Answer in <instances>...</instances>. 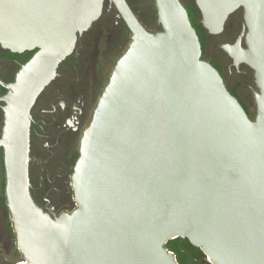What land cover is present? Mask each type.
Returning a JSON list of instances; mask_svg holds the SVG:
<instances>
[{"label":"water","instance_id":"obj_1","mask_svg":"<svg viewBox=\"0 0 264 264\" xmlns=\"http://www.w3.org/2000/svg\"><path fill=\"white\" fill-rule=\"evenodd\" d=\"M109 1L130 41L79 138L69 177L75 207L51 215L31 195V109L104 0H0V47L34 51L0 98L5 207L18 264H178L165 248L176 238L209 264H264V0H195L209 35L243 11L246 47L241 34L223 49L253 72V119L202 58L179 0H154L155 31L125 0ZM216 42L208 40L206 57L221 60ZM242 97L252 102L246 90Z\"/></svg>","mask_w":264,"mask_h":264},{"label":"flooded vegetation","instance_id":"obj_2","mask_svg":"<svg viewBox=\"0 0 264 264\" xmlns=\"http://www.w3.org/2000/svg\"><path fill=\"white\" fill-rule=\"evenodd\" d=\"M125 1L147 31L160 29V26L157 23V13L154 6V0ZM179 1L185 7L186 11L189 8L192 9L194 17L198 21L200 20L201 12L196 7L195 0ZM100 19L111 22L113 26H117L118 23H121L125 31L130 35L129 31L123 24L118 11L109 0H104L101 15L90 26V28ZM150 25L152 27H149ZM245 32L246 27L243 21V11L242 9H238L228 16L223 30L219 34L209 35L205 32V49L202 58L220 70L221 77L226 87H236V93L240 102L244 106L248 117L253 119L255 114L253 92L258 91L254 83L253 72L243 63H240L237 66L234 65L232 58L223 49L225 44L233 45L241 34L242 37L239 46L245 48ZM80 38L81 36L78 37L76 44L79 42ZM214 38L217 40L215 50H219L224 54V57L221 58V60L217 57V54L206 57L207 42ZM125 49L115 56L114 60L111 62V67H109L110 71L115 61ZM75 50L76 45L70 57L65 59L59 65L56 77L40 93L31 109L32 120L30 126L29 152L31 195L34 202L43 211L48 212L51 215L68 212L70 209L68 205H65L64 203L60 205L61 203H59L64 197L62 196L60 189L61 186L57 183V179H63L66 187L67 185L69 186L73 158L78 152L79 138L84 129V124L88 123L92 113V111H90V106L92 104L95 106L103 87V81L110 73L109 71V73L106 74H99V72L95 70L94 79L91 77L87 82V89L82 90L81 86L84 84L83 71L75 69L74 86L69 85L66 87V90H63V87L62 89L61 87H58L59 84H56L58 86H55V83H58V80L63 78L65 69L74 70L73 64L77 61V59H75ZM24 53H10L0 47V98L6 93L4 85L13 81L15 72L21 65L20 59L23 57ZM245 90L251 95L252 102L250 103L245 101L242 97V93ZM250 104L252 106L251 108L249 107ZM2 106L3 102L0 100V134L3 124ZM54 160H57L60 166L65 165L66 168H61L57 172L52 173L51 165H53L52 162ZM34 180H37V182ZM67 189V191H71L70 187ZM51 195H53V202L51 201ZM51 202L56 205H52ZM1 211L4 216L2 222L4 236H9L12 241V246L8 249V253L10 254L12 251H15L21 256L14 243L13 230L10 232L7 227V223L10 221L5 207L3 150L0 147V212ZM5 255L6 254L3 251H0V264H9L6 257H4Z\"/></svg>","mask_w":264,"mask_h":264},{"label":"rangeland","instance_id":"obj_3","mask_svg":"<svg viewBox=\"0 0 264 264\" xmlns=\"http://www.w3.org/2000/svg\"><path fill=\"white\" fill-rule=\"evenodd\" d=\"M129 36L130 35L125 31L121 23H118L117 26H113L112 23L107 20H98L91 28H89L88 31L81 35L79 42L76 44L75 59H77V61L75 64H73L74 70L65 69L63 78L59 79L58 83H55V86H58L56 84H59L58 87H61V89L63 87V90H66V87L69 85L74 86L75 69H77L78 71H83L84 84L81 86V89L86 90L88 80L91 77L94 79L95 70L99 72V74L109 73L111 62L119 52L127 47L130 41ZM93 107L94 105L92 104L90 106V111H92ZM86 125L87 124H84L83 128ZM52 164V173L57 172L61 168H66L65 165L60 166L57 160H54ZM34 181L37 182V180ZM57 183L61 186L60 189L62 196L64 197V199L59 202L61 203L60 205L64 203L70 208L69 211L73 210L75 204L72 200V194L71 191H67V188L70 186L67 185L66 187L65 181L61 178L57 179ZM51 201L53 202V195H51ZM52 205L55 206L56 204L52 203ZM3 219L4 216L1 211L0 251H3L6 254L4 257H6L9 264H17L18 262L20 263L23 261V258L19 256L17 252L12 251L10 254L8 253V249H10V246H12V241L9 236H4V229L2 226Z\"/></svg>","mask_w":264,"mask_h":264},{"label":"trees","instance_id":"obj_4","mask_svg":"<svg viewBox=\"0 0 264 264\" xmlns=\"http://www.w3.org/2000/svg\"><path fill=\"white\" fill-rule=\"evenodd\" d=\"M187 14H188L189 21H190L192 27L194 28L198 38H199L201 48H202V52L204 53L205 39H206L205 30L199 24L198 20L194 17L192 9H190V8L187 9ZM33 52L34 51L25 52L23 57L20 59V64L25 63L31 57ZM212 66L218 71V73L221 76L220 70L217 67H215L214 65H212ZM107 77H108V75L105 77L102 86H104V84L106 83ZM227 90L229 91V93L231 95L236 97V99L239 101V103L241 104V106L245 110L244 106L240 102L239 97L236 93V87H227ZM77 156H78V153H76L75 157L73 158V164H74V161L77 158ZM71 172H72V170H71ZM2 186H3V181H2ZM7 227L9 229V231L12 232L10 222L7 223ZM165 248L173 253L178 264H209V262L206 260V257L200 252V250L198 248L192 246L186 239L176 238L173 240H169L166 242Z\"/></svg>","mask_w":264,"mask_h":264}]
</instances>
